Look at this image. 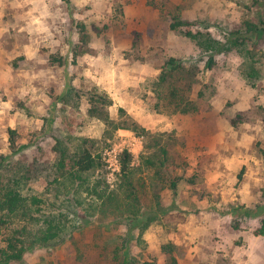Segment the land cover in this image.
<instances>
[{"label": "rangeland", "instance_id": "obj_1", "mask_svg": "<svg viewBox=\"0 0 264 264\" xmlns=\"http://www.w3.org/2000/svg\"><path fill=\"white\" fill-rule=\"evenodd\" d=\"M140 1L0 0V155L49 169L57 139L88 138L105 162L96 175L101 189L113 191L122 183L121 166L109 169V150L116 149L119 161L128 150L138 168L157 143L169 144L168 172L178 183L175 196L169 182L144 166L135 173L136 186L145 183L144 192L151 191V197L142 192L144 210L157 193L168 214L143 231L144 222L130 227L112 214L97 215L63 246L36 248L23 264H118L113 252L119 237L129 239L126 254L138 262L165 264L163 246L173 244L179 264H264V237L255 235L264 220V42L258 44L261 78L255 86L244 79V58L236 50L216 56L214 68L201 72L202 84L216 93L199 112L158 113L150 84L169 58L195 60L205 70L207 56L199 60L201 50L171 29L172 19L195 23L194 31L208 27L223 39L246 21L258 23L264 0H147L158 18L144 19ZM72 88L67 103L62 97ZM90 93L113 101V120L124 109L150 135L113 132L90 116ZM219 134L226 144L220 154L200 155L212 144L207 137ZM49 185L42 175L30 187L47 194Z\"/></svg>", "mask_w": 264, "mask_h": 264}, {"label": "trees", "instance_id": "obj_2", "mask_svg": "<svg viewBox=\"0 0 264 264\" xmlns=\"http://www.w3.org/2000/svg\"><path fill=\"white\" fill-rule=\"evenodd\" d=\"M194 26L195 23L179 18L172 19L171 23L173 31L182 33L201 50L199 60L203 61L207 56L205 70L202 71L195 60L169 58L160 75L150 80L158 113L188 115L199 112L201 103L216 93L214 88L202 84L200 74L214 68L218 55L236 50L244 58L241 68L244 79L255 86L261 78L255 64L260 53L258 44L264 42V12L258 23L246 21L243 29L227 31L223 39L215 37L208 27L205 31H194ZM81 28L85 39L86 26L81 25ZM198 86L202 88L194 99ZM75 92V88L68 90L62 100L70 103ZM90 103V116L113 127V132L129 130L142 137L150 135L124 109L120 110L119 120H113L108 110L113 101L107 96L90 93ZM10 135L12 148H15L14 131H10ZM169 146L157 143L156 151L144 157L138 168L132 166L133 155L125 150L120 160L122 183L113 191H108V186L101 189L103 182L96 175L104 168L105 162L100 154L95 153L94 141L88 138L69 139L64 136L57 139V159L49 169L30 167L15 161L11 155H0V264H23L26 256L36 248L63 246L97 215L107 218L112 214L116 220H125L130 227L144 222L142 231L148 228L160 213L168 214L169 209L162 206L160 196L154 193L156 203L144 210L143 195L151 197V191L145 189L144 192L145 183H140L139 188L136 186L135 173L144 166L148 170L154 169L156 176L169 182L176 196L177 179L168 172L172 159ZM146 147L150 148L149 145ZM42 175L50 184L47 194L36 193L30 187ZM255 235L264 237V220ZM128 241L126 237L114 240V260L118 264H160L131 258L126 254ZM163 252L168 257L165 264H179L173 244L164 245Z\"/></svg>", "mask_w": 264, "mask_h": 264}, {"label": "crops", "instance_id": "obj_3", "mask_svg": "<svg viewBox=\"0 0 264 264\" xmlns=\"http://www.w3.org/2000/svg\"><path fill=\"white\" fill-rule=\"evenodd\" d=\"M147 0H141L140 1V14H139V18L140 19H144L145 16L148 14L149 15H154L155 18H158V15L156 12H153L152 9L148 8L147 7ZM157 21L158 19L155 20V25H154V28L156 29L157 28ZM147 26V25H146ZM157 35V34H156ZM216 133V132H215ZM208 140H212V144L207 147L206 149L207 150H204L203 152H200L199 154H203V155H209V154H220L221 150L224 149V147H226V144L223 143V140H224V137L221 136V134H219L218 136H211V137H207ZM218 146L221 148V149H217Z\"/></svg>", "mask_w": 264, "mask_h": 264}, {"label": "built area", "instance_id": "obj_4", "mask_svg": "<svg viewBox=\"0 0 264 264\" xmlns=\"http://www.w3.org/2000/svg\"><path fill=\"white\" fill-rule=\"evenodd\" d=\"M106 164L111 170H120V161L116 149H111L107 152Z\"/></svg>", "mask_w": 264, "mask_h": 264}]
</instances>
